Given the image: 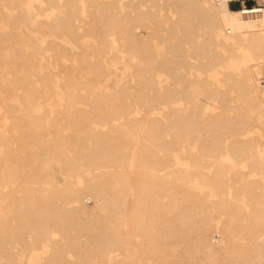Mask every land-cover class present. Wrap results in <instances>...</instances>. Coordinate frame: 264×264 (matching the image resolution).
Wrapping results in <instances>:
<instances>
[{"label": "bare ground", "instance_id": "bare-ground-1", "mask_svg": "<svg viewBox=\"0 0 264 264\" xmlns=\"http://www.w3.org/2000/svg\"><path fill=\"white\" fill-rule=\"evenodd\" d=\"M260 6L245 16L215 0H0L13 21L0 20L13 29L0 33V93L22 105L19 117L0 100V264H264V102L242 76L264 58ZM41 15L54 30L73 16L85 33L76 52L49 35L46 73ZM115 35L135 84L98 93ZM191 69L206 102L192 101ZM54 159L70 177L62 188Z\"/></svg>", "mask_w": 264, "mask_h": 264}, {"label": "rangeland", "instance_id": "rangeland-1", "mask_svg": "<svg viewBox=\"0 0 264 264\" xmlns=\"http://www.w3.org/2000/svg\"><path fill=\"white\" fill-rule=\"evenodd\" d=\"M84 6L86 8H88L87 3L86 4L84 3ZM143 9H144V7H143ZM232 9H239L238 4H235L234 6H232ZM88 10H89V8H88ZM42 13H43V11H42ZM6 15H7L6 13H4V14L0 13V20L4 18L3 19L4 21H6L8 23L9 22L13 23L12 19L5 17ZM91 18H92V13L87 18L89 22H91ZM257 18H259V16H257ZM37 20H38V23H37L38 28H40L39 31H42V32L44 31V33L46 34V38H45V44L43 45L44 49L40 52H37L36 62H37V64H39V66L42 67V72L46 73L48 71L47 70L48 69L47 68L48 67L47 66V60L52 58V54L54 53V51L52 49H50L48 47V44H47L48 39H49V35L53 33V35L55 34L59 37L66 39L67 42L70 43L73 51L76 52L78 50V48H77L78 45L75 42L74 38H78L80 36H83V35H85V33H83V30L80 31V30L76 29L75 22H74L75 17H73V16L67 18V21L69 23H71L72 26H66L64 28H59L56 30L49 28L50 22L47 20V18L44 15L39 16L37 18ZM80 21L82 22V24H85L87 20L80 19ZM146 22L148 24H151V25L155 24V23H153V20L151 21L150 19H147ZM25 27L28 28L27 26H25ZM88 27H86V28H88ZM10 31H13V29L12 28H3L0 30V33L2 32V33L6 34ZM139 33H140V35L146 34L144 29L139 31ZM94 36H96V35H94ZM108 37H109V39L113 38V36L111 34ZM117 37L119 38L118 35L114 36L115 43L111 47V50H105V53H104L105 75L101 80H96L95 86H94V90L98 93H110L111 94L114 91V89L121 88L126 82H129L131 85L135 84V79H134L135 67H134L133 63L129 60V55H128L127 51L125 50V45L121 44L120 43L121 39L118 40ZM98 38L102 39L101 36H98ZM1 46L2 45L0 44V48H1ZM208 58H209V56L208 57H202L201 56L198 58V60L190 59V62H193L194 64H197L198 66H202L203 64H205L209 61ZM214 65H216L215 61L212 62L211 66H214ZM208 68H209V71L206 74L202 75L201 76L202 78L213 75L214 71L210 70V67H208ZM221 70H224V69L222 68ZM243 70H245V72L242 74V76L243 77L245 75L248 76V78L254 83V85L259 89L258 90L259 95L261 96V98L264 102V58H259L257 64L252 63L248 68H244ZM190 73L191 74L188 75V78L194 80V82L189 84V88H191L193 90L192 91V101L196 104H200L201 102H206L207 101L206 100V92L203 89V87H200V84H198V82H196L197 78L195 76L199 73L196 72L194 69H191ZM1 76H3V75H1ZM220 77L222 79L223 85H226L227 83L230 82V80L227 79L226 73L222 74ZM173 82H175V80L173 78L169 79L168 85H169V83H173ZM61 83L64 84L63 81H61ZM164 84H166V82H164ZM234 94H236V93H234ZM124 97H125V94H121L120 96L110 98L109 102H116L117 100L124 99ZM0 100L2 101V103L4 105V111L5 112L7 110H10L14 114H16L17 116H19V117L21 116L22 105H21V100L19 98V95L17 93H15V92H2V93H0ZM65 101L67 103V100H64V99H63L62 103H64ZM209 102L213 103L212 100H210ZM78 107H79V105H78ZM166 108L167 107H164V106L159 107L160 110L158 109L159 110L158 114L156 111V115H154V116L161 117V115H163V113L167 112V110L169 109V108H167V109ZM52 113H48V115H47L48 118L54 117L55 114L53 113L54 114L53 115ZM140 113L141 114L139 115V117H141L142 115L143 116L146 115L144 110H141ZM55 116H57V115H55ZM262 118L264 120V112H263ZM3 126H4V121L2 119H0V131L2 133H4V131H5V130H3L4 129ZM106 128H107V125L104 127L103 126L100 127V130H102V131L109 130V126L107 129ZM49 171L51 172V174L53 176H55V179L57 180L58 185L61 188L64 187L67 184L68 180L70 179L69 175L66 174L63 170V162L61 159L52 160V162L49 166ZM84 204H85V207L87 209L89 208V210H91L94 207V200L89 196L85 199ZM213 237L215 238V239L213 238L214 239L213 240L214 247L216 248L217 251H221L226 244L225 240H223V239L220 240L218 235H214ZM4 262L6 264H21L20 260L15 259L13 257L8 258V260H5Z\"/></svg>", "mask_w": 264, "mask_h": 264}, {"label": "built area", "instance_id": "built-area-1", "mask_svg": "<svg viewBox=\"0 0 264 264\" xmlns=\"http://www.w3.org/2000/svg\"><path fill=\"white\" fill-rule=\"evenodd\" d=\"M215 2L218 4L226 2L231 7L235 4H238V8L243 12L245 16H254L262 13V9L259 8L262 6L257 4H249L246 0H215Z\"/></svg>", "mask_w": 264, "mask_h": 264}, {"label": "crops", "instance_id": "crops-1", "mask_svg": "<svg viewBox=\"0 0 264 264\" xmlns=\"http://www.w3.org/2000/svg\"><path fill=\"white\" fill-rule=\"evenodd\" d=\"M249 4H257L261 5L262 3L264 4V0H246Z\"/></svg>", "mask_w": 264, "mask_h": 264}]
</instances>
